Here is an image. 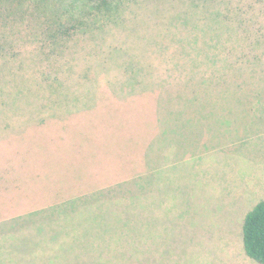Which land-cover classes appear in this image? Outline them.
Returning a JSON list of instances; mask_svg holds the SVG:
<instances>
[{
	"label": "rangeland",
	"instance_id": "obj_1",
	"mask_svg": "<svg viewBox=\"0 0 264 264\" xmlns=\"http://www.w3.org/2000/svg\"><path fill=\"white\" fill-rule=\"evenodd\" d=\"M5 1L0 264H259L242 245L244 217L264 200V139L237 141L242 128L255 129L245 125L251 98L204 99L207 110L233 106L221 112L226 130L200 101L189 103L185 73L154 54L152 7L131 8L136 32L130 10L123 25L75 35L45 58L43 27L35 20L28 29L20 0ZM150 58L153 68L134 74ZM179 128V137L158 136Z\"/></svg>",
	"mask_w": 264,
	"mask_h": 264
},
{
	"label": "trees",
	"instance_id": "obj_2",
	"mask_svg": "<svg viewBox=\"0 0 264 264\" xmlns=\"http://www.w3.org/2000/svg\"><path fill=\"white\" fill-rule=\"evenodd\" d=\"M1 2L7 1L1 0ZM75 2L77 5H71L65 0H20L18 3L25 8L21 14L26 18L28 29L35 20L40 27H43L40 38L37 37L36 40L39 42L40 50L42 48V56L48 58L52 51L50 47L55 48L57 43L61 47L66 46L75 35L88 34L93 38L103 36L108 29L123 25L127 21L125 14L133 7L142 8L139 7L141 5L152 7L153 11L150 14L155 17L154 28L151 29L155 35L152 43L153 46L160 48L156 51L158 54H154L161 64H169L168 62L173 61L175 67L173 69L185 73L187 84L183 94L191 93L192 99L190 101L189 98V103L200 101L206 115L210 113L217 125L224 126L223 130H226L225 115L227 114L221 112L230 113L231 110L233 111V106L231 104L215 106L216 110L213 108L207 110L204 99H212L214 102L215 100L232 101L231 96L244 93L251 98L244 115L252 117L245 125L254 121L255 129L242 128L241 138L237 141L247 138L248 135L264 139V31L258 27L264 22V0H76ZM8 10L10 12L14 9L10 7ZM132 11L134 18L131 20V28L132 32H136L141 27V21L138 12L134 9ZM33 36L36 38L37 35ZM156 37H163L166 43L165 41L157 43ZM3 45L0 41V51H2L0 63L1 67H7L9 55L2 48ZM171 45L177 47L176 59H173L175 55L170 51ZM127 52L134 57L133 60L139 61L143 58V54L137 56ZM144 60L146 65L133 67L134 74L144 71V68H153L151 63L154 62L151 58L148 61ZM41 75L45 79L48 78L45 72ZM246 78L244 82L239 81ZM191 84L194 89L190 88ZM217 85L223 88L219 89ZM4 86L0 84L2 95L6 94ZM203 87L205 88L202 89ZM5 104L0 100L1 106ZM239 105V103L234 104V108ZM197 110L198 108L193 112L199 113ZM100 192L103 191L93 194ZM70 201L72 200H65L62 204L65 205ZM242 245L248 257L259 264H264V200L256 203L244 217Z\"/></svg>",
	"mask_w": 264,
	"mask_h": 264
},
{
	"label": "crops",
	"instance_id": "obj_3",
	"mask_svg": "<svg viewBox=\"0 0 264 264\" xmlns=\"http://www.w3.org/2000/svg\"><path fill=\"white\" fill-rule=\"evenodd\" d=\"M161 104H162L161 100H160V102H158V103L155 104V109H154V113H155V114H156V112L159 110ZM155 119L157 120L156 123H157V122H160V124L162 125V120H161L160 117L157 118L156 116H154V120H155ZM180 132L182 133V131L180 130V128H179V130H178V129H169L168 131H166V132H164V133H160V135H158V136H159V138H164L165 136L170 135V136L176 138V137H179ZM153 145H155V144H153ZM154 148H156V147H154ZM154 148H152V149H154ZM152 149L149 148V149L147 150V152L149 153V155L151 154V156L154 157L155 154H156V150H157V149H154V150H152ZM177 153H178V152H177ZM159 155H160V157H162V154H161V153H160ZM160 161H161V160H160ZM154 163H155V162H154Z\"/></svg>",
	"mask_w": 264,
	"mask_h": 264
}]
</instances>
